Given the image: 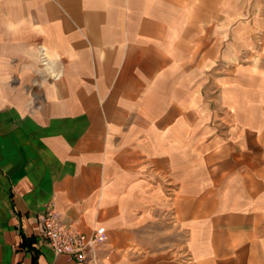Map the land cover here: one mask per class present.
<instances>
[{
  "label": "crops",
  "instance_id": "obj_1",
  "mask_svg": "<svg viewBox=\"0 0 264 264\" xmlns=\"http://www.w3.org/2000/svg\"><path fill=\"white\" fill-rule=\"evenodd\" d=\"M0 264H264V4L0 0Z\"/></svg>",
  "mask_w": 264,
  "mask_h": 264
},
{
  "label": "built area",
  "instance_id": "obj_2",
  "mask_svg": "<svg viewBox=\"0 0 264 264\" xmlns=\"http://www.w3.org/2000/svg\"><path fill=\"white\" fill-rule=\"evenodd\" d=\"M40 238L56 254H65L78 262H85L104 236L99 229L90 234L76 230L70 221L60 218L53 206H48L41 218Z\"/></svg>",
  "mask_w": 264,
  "mask_h": 264
},
{
  "label": "rangeland",
  "instance_id": "obj_3",
  "mask_svg": "<svg viewBox=\"0 0 264 264\" xmlns=\"http://www.w3.org/2000/svg\"><path fill=\"white\" fill-rule=\"evenodd\" d=\"M250 4H264V0H250Z\"/></svg>",
  "mask_w": 264,
  "mask_h": 264
}]
</instances>
